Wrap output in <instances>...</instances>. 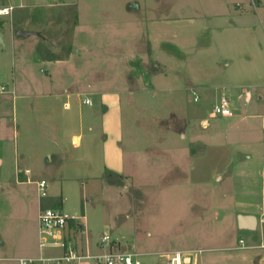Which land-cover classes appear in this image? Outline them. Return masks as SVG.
<instances>
[{
    "label": "rangeland",
    "instance_id": "374dc122",
    "mask_svg": "<svg viewBox=\"0 0 264 264\" xmlns=\"http://www.w3.org/2000/svg\"><path fill=\"white\" fill-rule=\"evenodd\" d=\"M134 1L142 3L146 1V10L132 12L128 5ZM228 1L60 0V5H53L50 0H0V7L15 8V23L19 25L24 21L29 22V25L23 24L24 27H19V31L31 34L28 37L30 44L36 40L35 35L39 40V43L34 42L32 48L38 53L40 59L55 61L52 65L42 66L41 62L36 63L35 58L29 55L25 58L24 48L17 44L18 55L15 60L10 57V61L14 62L13 68L18 78L22 80H24L22 72L25 70L24 65L27 64L28 70L36 68L45 81L35 86H45L49 81L47 79L49 76L39 71L45 66L47 71L56 67L59 73H69L68 69L74 70L78 77L77 85L80 88L92 85L93 83L88 84L92 80L95 82L106 80L108 83L104 84L109 86L110 82V87L121 84L126 89L136 86L145 89L144 86L148 84V81L146 84L142 81L136 84L133 81L128 87L130 82H127L129 80L127 77L132 75L133 71L131 61L146 56L147 35L159 29L155 28L158 25L152 26L158 23H151L150 19L155 17L167 19L165 22L167 27L161 26V28L169 31L172 39L179 46L191 51L189 63L184 67L176 62L171 65L176 68L177 77L176 85L174 84L177 91L173 95L175 102L173 108L177 109L178 116L183 117L179 118L181 119L178 123L180 128L183 127L186 130V123L190 122L198 128L201 119L209 118L214 107L211 90L214 86L221 85L224 78L228 76L221 72L220 62L216 59L214 52L213 56H201L199 49L196 48L204 46L211 39L212 49H214V45L217 44L215 28L219 24V19L215 16L226 11L223 7ZM259 1L261 0H258V3ZM65 3L72 4L65 6ZM236 3H240L247 10L251 8L253 11H250L256 15L260 11L258 8H262V5L256 7L253 0H235L232 5ZM21 6L30 10H22ZM11 18L8 17L6 23L9 29L14 27V21ZM165 23L163 22V25ZM254 23L253 27L259 25L257 16ZM206 29L211 33L204 32ZM254 30L253 40L261 42L264 38L263 31L261 28H254ZM19 39L23 38H18L17 43ZM7 46L8 50L5 52L4 44L0 43V57L9 55L10 46ZM173 49L172 51L179 52L175 47ZM75 50L79 53L73 54ZM57 58L60 59L57 60ZM70 58H72L70 63H64ZM186 59L188 61L187 56ZM59 63L61 66L65 65V68H62ZM227 73L230 72L227 71ZM190 74L193 79L187 78ZM57 81L71 83L68 77L65 79L58 77ZM208 86H211V90ZM191 87H197L199 90H191ZM9 92L13 93L10 90ZM19 94H21L20 91ZM195 96H198L199 102L194 101ZM125 106L126 118L132 109ZM135 107H137L135 112L137 117L139 115L141 125L137 124L135 128L132 120L129 123L125 120L124 145L133 143L140 149L142 145L160 144L161 140L159 141L157 136L148 135L146 131L142 132L141 126L148 127L147 122L154 113L161 110H157L156 103L151 99L149 102L140 100ZM160 113L164 114L162 111ZM189 113L197 117L193 116V118L192 115L190 117ZM187 115L190 119L188 122L182 120ZM210 121L215 124L218 120L210 119ZM213 130L214 127L204 134L213 133ZM157 133L158 130H155V134ZM163 135L161 138H166L167 141L170 139L179 140L182 143L186 141L181 137L178 138L179 135L174 131L165 132ZM147 155L139 152L135 160L136 165L128 160V176L118 184H111L107 177L87 180L86 192L84 181L76 180L71 186L64 184L66 198L64 212L76 219L77 227L81 224L87 226L88 235L83 236L84 245L85 239H88L95 248L96 242L106 231L110 240L118 245L119 251L133 255L139 254L143 264H164L165 259H162L160 255L173 250L206 251L200 257L209 264H244V261L247 264L249 259L256 264L258 254L264 261V249L220 251V248H226L225 244L230 240V243L236 246L239 237L244 238L247 247L264 245L263 224L259 225L257 230L234 229L236 220L234 210L238 202L244 201V191L251 190L254 193V200L262 205L264 180L261 171L264 172L262 164L264 162L260 161V164L256 165L251 173L249 185L246 180H243V176L240 180V175L234 177L232 180L234 187H225L228 194L223 198L222 194H218L215 190L216 183L192 186L188 180L178 179L172 172L168 174L173 166L172 159L170 162L168 160L164 162L156 158V154ZM84 177H87V173ZM8 183L10 184L3 185L4 189L0 186V251L3 248L1 251H5L3 255L18 258L23 254L22 249L24 244L26 248L27 242L32 244L33 241V251L38 250V243H36L39 227L38 205L35 199L38 191L37 186L16 187L13 182ZM23 195L31 202L29 201L26 205L21 202L19 198H23ZM83 204L85 218L82 214ZM260 213L261 211L257 213L259 219H261ZM61 252L58 248L47 249L43 253L46 256L58 257ZM223 257L225 258L221 262ZM0 264L17 263L2 260ZM82 264L90 263L84 261Z\"/></svg>",
    "mask_w": 264,
    "mask_h": 264
},
{
    "label": "crops",
    "instance_id": "0c3cea01",
    "mask_svg": "<svg viewBox=\"0 0 264 264\" xmlns=\"http://www.w3.org/2000/svg\"><path fill=\"white\" fill-rule=\"evenodd\" d=\"M263 1L258 3V0H254L256 7L262 5V8H258L260 10L258 15L253 14L251 8L247 10L240 3L232 5L235 0L226 2L223 7L226 11L215 16L219 19V24L215 28L217 44L214 45V49H212L211 39L204 46L196 47L201 56H213L214 52L216 59L220 62L221 72L225 73V76L228 74L224 76L221 85L214 86L212 90L211 86L208 87L214 97L213 105L223 95L229 97L233 116L214 117L210 113L209 118L201 119L200 126L196 128L188 122L190 119L187 115L182 119L188 122L186 130L183 127L180 128L178 123L181 119L179 118L183 117L178 116L177 109L173 108L175 103L173 95L177 91L174 84L176 85L177 77L176 68L171 65L176 62L184 67L189 63L191 51L179 46L172 39V34L161 28V26L167 27L165 23L167 19L156 17L150 19L151 23H158L152 26L158 25L155 28L159 29L147 35L146 56L131 61L133 71L132 75L127 77L129 79L127 82H130L128 87L133 81L136 84L140 81L146 84L148 81V84L144 86L145 89L138 86L126 89L121 84L110 87V82L107 86L104 84L108 83L106 80L105 82L92 80L88 82V84L93 83L92 85L80 88L77 85L79 84L78 77L74 70L68 69L69 73H59L56 67L47 71L45 66L39 71L47 74L49 81L45 86H35L44 83L45 79L36 68L28 70L27 64L24 65L25 70L22 71L24 80L18 78L13 68L14 62L10 61V57L15 60L18 55L16 53L17 44L24 48L25 58L29 55L35 58L36 63L41 62L42 66L52 65L55 61L40 59L38 53L32 48L35 41L39 43L36 35V40L31 44L28 39L31 34L16 35L20 30L19 27H24L23 24L29 25L28 21L19 25L15 23L16 9L11 18L14 21V27L7 28L8 17L0 18L3 22V26L0 27V43L4 44L5 52L8 50L7 45L10 46L9 55L0 57V81L13 92L0 94V186L2 189L6 183L10 184L8 182H13L16 187L35 186L36 181L45 179L51 186L49 199L62 197L64 204L66 199L64 184L71 186L76 180L84 181L86 192L87 180L105 178L106 171L126 177L129 173L127 161L130 160V163L136 165L135 160L139 152L148 154L147 156L156 154V158L164 162L167 160L170 162L172 159L173 166L169 168L168 174L172 172L176 178L191 182L192 186H207L216 183L215 190L218 194H222L223 198L228 194L225 187H234L232 180L237 175H240L239 180L243 176V180H246L249 185L251 173L256 165L260 164V161L264 162V38L261 42L253 40L254 28H261L264 33ZM71 4L65 3V6H71ZM146 5V1L145 3L134 1L128 5V8L138 13L146 10ZM21 7L22 10L28 9ZM3 8L0 7V9ZM256 16L259 18V25L253 27ZM204 32L211 33L208 29ZM18 38L23 39H19L17 43ZM173 47L179 52L172 51ZM72 53L78 54L79 52L75 50ZM71 61L72 58L64 63ZM59 65L61 66L60 63ZM64 66L61 67L65 68ZM56 73L57 77H55ZM58 77L64 79L68 77L71 83L58 82ZM187 78L193 79V76L190 74ZM19 80L22 81L19 82ZM190 89L199 90L197 87ZM86 99L91 101V105L84 104ZM150 99L156 103L157 110H161L164 114H161V111L154 113L147 122L148 127L141 126V130L146 131L148 135L157 136L161 143L142 145L140 149L133 143L130 144L131 146H125V120L126 123L132 120L136 128L141 120L139 115L136 116L137 107L135 106L140 103V100L149 102ZM124 106L132 109L126 118L127 113ZM189 115L197 117L191 113ZM210 119L218 121L212 124ZM212 127H214L213 133L205 135L204 133ZM155 130H158L157 134ZM170 131L176 132L179 135L178 138L186 140L185 143L161 138L164 136L163 133ZM26 170L30 171V174H26ZM85 173L87 177H84ZM261 174L264 180L263 170ZM36 194L37 215L39 216L42 201L38 192ZM244 195V201L238 202L234 210L236 219L234 229L237 230H244L239 228L238 216L252 215L257 218L258 211H261L260 217L264 212V193L262 205L254 200V193L251 190L244 191ZM19 200L25 205L30 201L24 195ZM60 209L64 211V205ZM85 217L86 215L83 216ZM37 224H39L38 221ZM259 225L261 223L258 218L256 229L248 230H257ZM71 230L76 232V240L80 242V248L84 253L87 250L94 254L100 251L98 241L95 248L88 239H85L86 244L84 245L83 236L88 235L86 224H81L77 228L71 227ZM39 231L40 224L36 235V243H38L36 252L33 251V241L32 244L27 242L26 248L23 243V254L18 258L6 257L3 255L5 251L1 252L2 248L0 262L6 260L19 264L17 260L23 257L38 258L41 254L45 255L43 252L47 249L41 250L40 248ZM240 240L245 242L244 238L239 237L238 244L234 246L230 240L226 242V248H220V251H232V248L239 245ZM249 249L263 250L264 245L246 246L244 251ZM192 251L185 252L191 253ZM257 256L256 264L264 263L262 256L260 254ZM244 264H246L245 261ZM247 264H253L251 259L247 260Z\"/></svg>",
    "mask_w": 264,
    "mask_h": 264
},
{
    "label": "built area",
    "instance_id": "2783aa9c",
    "mask_svg": "<svg viewBox=\"0 0 264 264\" xmlns=\"http://www.w3.org/2000/svg\"><path fill=\"white\" fill-rule=\"evenodd\" d=\"M53 5H60V0H50ZM254 2V0H253ZM15 8L0 9V18L13 16ZM9 88L6 84L0 81V94H8ZM196 95V93H195ZM195 102L199 101L198 96H195ZM84 104L91 105L90 100H84ZM212 115L214 117H231L233 112L231 110L230 99L223 95L218 102L214 104ZM26 174L30 171L26 170ZM37 186L40 200L50 198L51 186L45 179H40L35 182ZM260 223L264 225V212L260 217ZM75 220L70 217L60 208H43L41 207L38 216V223L40 224L39 243L41 250L45 249H60L61 255L46 256L41 254L38 258H21L17 260L19 264H82L87 261L90 264H143L140 260L139 254H131L121 252L118 249L116 242L110 240L109 234L105 231L98 240L100 251L96 254L87 250L85 253L80 248V242L76 240L75 231L71 230L70 221ZM246 249L245 242L239 241L237 247L232 248V251H239ZM206 251H192L191 253L174 250L160 255L165 259L164 264H209L202 261L201 255ZM212 264V263H211Z\"/></svg>",
    "mask_w": 264,
    "mask_h": 264
},
{
    "label": "trees",
    "instance_id": "16d2710c",
    "mask_svg": "<svg viewBox=\"0 0 264 264\" xmlns=\"http://www.w3.org/2000/svg\"><path fill=\"white\" fill-rule=\"evenodd\" d=\"M2 26H3V22L0 21V27H2ZM105 175L108 178L109 182L113 185L120 183L124 179L123 176H121L115 172L112 173L110 171H106ZM41 205L43 208H53V209L61 208L64 205L63 204V198L62 197H57L56 199L46 198V199L42 200ZM82 214H83V216L85 215L84 204L82 205ZM70 223H71L70 227L77 228L76 227L77 223L75 222V220L70 221Z\"/></svg>",
    "mask_w": 264,
    "mask_h": 264
},
{
    "label": "water",
    "instance_id": "95a60500",
    "mask_svg": "<svg viewBox=\"0 0 264 264\" xmlns=\"http://www.w3.org/2000/svg\"><path fill=\"white\" fill-rule=\"evenodd\" d=\"M18 35H24L28 36V33H24L23 31H17ZM239 219V228L248 230V229H256L257 223H258V218L252 215L248 216H238Z\"/></svg>",
    "mask_w": 264,
    "mask_h": 264
}]
</instances>
